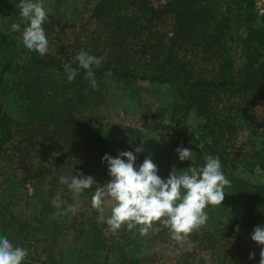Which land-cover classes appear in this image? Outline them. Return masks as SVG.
Here are the masks:
<instances>
[{
    "label": "trees",
    "instance_id": "1",
    "mask_svg": "<svg viewBox=\"0 0 264 264\" xmlns=\"http://www.w3.org/2000/svg\"><path fill=\"white\" fill-rule=\"evenodd\" d=\"M19 3L20 0H10L4 9L13 16L17 14L23 29L16 7ZM257 15L255 0H166L159 6L150 0H96L88 15L91 30L87 43L79 49L66 45L72 49L69 55L57 52L40 56L21 48L17 60L0 61V87L8 88L14 99L24 105L19 118L7 115L0 105V153L7 154L6 146L12 144L38 146L36 153L42 163L60 153L61 157L68 156L62 152L81 153L86 171L103 185L111 178L103 161L109 151L93 124L96 112L105 106L107 81L173 86L175 103L168 112L170 125L160 121L161 128L176 127L193 111L201 136H180L184 148L190 149L189 141L195 146L194 166H203L210 155L219 156L223 172L231 181L225 191L247 204V210L229 227L232 240L216 231L193 241L219 264H259L261 246L251 239V234L257 226H264V187L235 175L239 163L251 171H264V132L259 134L256 127L250 129V122L248 127L238 122L239 117L249 120L259 106H264V15ZM17 47L0 29V53ZM60 48L64 49V45ZM81 50L105 58L101 67L93 66L96 90L75 60ZM65 64L78 69L71 82L64 71ZM244 132V149L237 150L235 140ZM129 137H122L119 148L135 154L139 138L130 131ZM191 166V160H178L180 171ZM93 191L95 187L85 190L76 201ZM49 204L39 213L42 238L71 215L55 216V207ZM0 236L8 238L3 221ZM251 253H255V259H250ZM80 261L106 264L96 250L83 254Z\"/></svg>",
    "mask_w": 264,
    "mask_h": 264
},
{
    "label": "rangeland",
    "instance_id": "2",
    "mask_svg": "<svg viewBox=\"0 0 264 264\" xmlns=\"http://www.w3.org/2000/svg\"><path fill=\"white\" fill-rule=\"evenodd\" d=\"M150 1L154 6H159L166 0ZM9 2L10 0H0V29L10 41L16 42L18 47L4 54L0 53V61L17 60L18 49L25 48L22 33L11 31L12 24L19 21L16 20L17 14L13 16L4 9ZM42 2L50 21L45 25L46 35L50 41L48 55L57 52L69 55L72 49H68L66 45L79 49L87 43L91 30L87 26L88 15L96 0H42ZM61 45H64V49L60 48ZM107 85L109 91L105 106L96 112L93 125L105 140L109 155L114 157L121 152L119 145L122 137H129L130 131L139 138V147L143 146V151L136 154L137 168L146 157L151 156L158 166V175L162 179L169 178L166 172L171 173L173 166L180 171L176 151L184 147L183 137L180 135L201 134L198 132L199 124L193 111L184 117L181 124H171L176 127L169 130L161 128L160 121L170 125L168 112L170 106L175 103L174 87L132 80L121 82L108 80ZM0 105L12 118H19L24 108L23 104L14 99L8 88L1 87ZM256 111V115L249 116V120L246 121L247 117H239L238 122L242 123L243 127H248L250 122L252 123L250 129L256 127L258 133L262 134L264 106H259ZM154 113L158 115L153 118ZM161 115L163 118H159ZM156 123L158 126L155 128ZM245 135L247 134L244 132L235 140L234 146L237 150L244 149L247 139ZM129 143L128 141L127 145ZM187 146L191 151L195 147L190 141ZM6 147L7 154L0 153V223L3 221L7 224L8 238L14 245L28 250V256L23 264H81V256L92 250H96L106 264H219L208 252L199 250L193 238L203 239L205 233L217 231L232 240L233 233L229 227L233 220L247 210L245 202L226 191L222 205L209 206L206 209L209 215L206 225L194 231L181 244L173 240L169 230L162 229L159 224L154 225V230L147 236L140 235L139 226L131 231L122 228L115 233L112 232L106 223H97L98 213L91 206L92 192L89 196L82 197L75 214L71 213L67 221L57 223L51 228L48 237L42 238L39 217L41 208L48 202L50 206H54L53 200L57 198L66 201L63 207L69 205V200L75 203L78 195L70 191L67 185L60 183V177L81 172L89 176L83 165L85 156L81 153L72 155L62 152L68 156L61 157L60 153L42 163L36 153L38 146L18 147L12 144ZM238 165L240 168L236 171L237 177L251 185L264 187V171H251L244 164ZM90 176L95 179L93 175ZM54 213L58 216L56 207ZM109 214L110 210L106 212V215ZM216 240L220 241V238Z\"/></svg>",
    "mask_w": 264,
    "mask_h": 264
},
{
    "label": "clouds",
    "instance_id": "3",
    "mask_svg": "<svg viewBox=\"0 0 264 264\" xmlns=\"http://www.w3.org/2000/svg\"><path fill=\"white\" fill-rule=\"evenodd\" d=\"M19 8L21 23H13L12 32L22 33V43L29 52L45 56L50 51L45 25L49 24L48 12L42 0H20ZM104 57H97L81 50L75 57L79 68L86 71V79L96 90L95 68L101 67ZM67 79L71 82L78 75V69L71 64L64 65ZM143 146L133 151H121L117 157L105 154L103 161L108 165L111 179L101 185L92 176L82 172L71 176H61L60 183L67 185L74 194H82L85 190L95 187L91 197V206L98 213L97 223H106L112 232L122 228L131 231L139 226L141 236H147L159 224L171 233L177 242L185 241L194 231L205 226L209 220L206 209L222 205L225 200L226 188L231 181L222 169L219 156H208L203 166H194V152L188 148H178L180 161H192V166L178 171L173 166L168 179L158 175V166L151 156L144 159L139 168L136 167L137 155ZM57 215L75 214L80 202L63 207L66 201L59 198L53 200ZM110 210V214L106 212ZM239 231V228H237ZM251 239L261 246L260 262L264 264V226H257ZM28 250L14 245L6 236H0V264H23ZM255 259V253L250 254Z\"/></svg>",
    "mask_w": 264,
    "mask_h": 264
},
{
    "label": "built area",
    "instance_id": "4",
    "mask_svg": "<svg viewBox=\"0 0 264 264\" xmlns=\"http://www.w3.org/2000/svg\"><path fill=\"white\" fill-rule=\"evenodd\" d=\"M255 11L259 16L264 15V1L255 0Z\"/></svg>",
    "mask_w": 264,
    "mask_h": 264
}]
</instances>
